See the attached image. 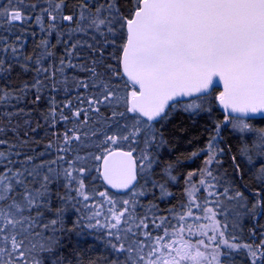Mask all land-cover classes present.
I'll return each mask as SVG.
<instances>
[{"label":"snow or ice","instance_id":"snow-or-ice-1","mask_svg":"<svg viewBox=\"0 0 264 264\" xmlns=\"http://www.w3.org/2000/svg\"><path fill=\"white\" fill-rule=\"evenodd\" d=\"M30 21L38 51L0 36V79L24 77L0 87L14 109L0 113V264H84L80 242L93 235L106 251L87 264H264V0L0 6L9 28ZM178 114H206L207 142L162 161ZM44 127L46 141L30 135ZM92 171L104 190L85 183Z\"/></svg>","mask_w":264,"mask_h":264},{"label":"trees","instance_id":"trees-1","mask_svg":"<svg viewBox=\"0 0 264 264\" xmlns=\"http://www.w3.org/2000/svg\"><path fill=\"white\" fill-rule=\"evenodd\" d=\"M13 2H15V0H13ZM25 2L26 3H39L40 0H25ZM0 6L7 7L8 0H0ZM28 11L31 12V9H28ZM32 14L35 15L36 13H32ZM42 35L43 34L40 32L39 26L36 25L34 21L26 22L22 25L16 24L10 28L8 25L2 24V22H0V36L6 37L9 40V42L15 41L17 36L22 37L23 42H24L23 50L25 54H31L34 51H38L36 49V44L39 42ZM76 38L91 42L90 37L84 34H78L77 37H74V39ZM52 41L53 43L55 42V36L52 37ZM62 47L63 46H60L56 49L58 55L62 51ZM78 51L81 53L82 60L86 59L87 56L89 55L87 48H81ZM74 74L81 76V77L86 76V73L75 72L72 69L68 70L69 76L74 75ZM23 78H24L23 74H20V70L19 68H17L16 71L12 74L11 80H8L7 77H5L4 79H0V87L5 86V85H7L8 87H15L20 83V81ZM69 95L74 98L76 96V93L73 91V92H70ZM64 98L65 97L63 93H61L60 96L58 97V99H64ZM73 102L75 103V99H73ZM28 107H31V105H29ZM43 107L44 106L41 105V108ZM12 110L14 109H11V108L6 109L3 106H0V113L4 111H12ZM23 119H24L23 117L15 118L13 120V124L16 123V120H20L22 123ZM31 119L34 122L39 119V117L36 114V111H33ZM194 122H195V118L194 119L180 118L173 122L172 126L166 133V135L169 138V144L167 147L162 149L160 152V157L162 161L174 160L176 159L177 156H180L181 154H188L196 150L197 148H202L206 144L207 137L209 135L206 129H210L208 128L210 123L208 122H206L205 124L202 123L203 124L202 126L200 124L194 125ZM253 122L255 123L256 121H253ZM0 123L6 124V121L3 119V117H0ZM258 126H264V125H258ZM28 131L29 129L27 127L21 128L20 138H23V134ZM46 131H47V128L44 127L34 134L30 133V135H34L35 137L46 141L47 139V137H45ZM223 136H224L225 143H230L233 145V154H234V146L237 143L234 136L231 134L230 131H225L223 133ZM4 138L8 139L9 141H15L17 139V137L11 131H9L7 133V136ZM223 146L224 144H221V147ZM30 147H36V146L31 145ZM37 150H42V149H37ZM48 158H51V157H48ZM201 163H202V160L200 158H197L195 161L186 162L182 170L187 171V170L198 168L201 165ZM225 168L229 173H231V168L228 167L227 158H226ZM89 176L95 178V179H90V180L85 181V183L88 184L90 188L94 187L96 191L104 190L106 185H104L102 180L99 179V176L95 171L90 172ZM172 190L176 193L177 198L176 200L171 201V204H161L160 207L162 210H166L167 207L177 204L178 201L183 198L180 195L181 190H182V185L178 187H174ZM109 192L112 195H117V193L111 191L110 189H109ZM146 202L147 201L145 200V203ZM247 226L250 227L251 225H247ZM95 235H99V233H96ZM242 238L244 240L248 239L247 231H245L242 234ZM76 239H77L76 237H73V241H75ZM105 251L106 250L104 248L103 241L95 239L94 235L88 236L86 240H81L80 242V253L82 255L84 264H87L88 260L90 259L101 258L102 255L105 253ZM235 259L237 261V264H241V262L243 261V257L239 255H237Z\"/></svg>","mask_w":264,"mask_h":264},{"label":"flooded vegetation","instance_id":"flooded-vegetation-1","mask_svg":"<svg viewBox=\"0 0 264 264\" xmlns=\"http://www.w3.org/2000/svg\"><path fill=\"white\" fill-rule=\"evenodd\" d=\"M219 91H221V89L220 88H218V87H216L215 88V92L216 93H218ZM216 112H217V117H219V115H220V109H219V106H217V108H216ZM180 118H189V116L187 115V114H178V115H176L175 116V118L167 125V131L170 129V127L172 126V124H173V122L175 121V120H178V119H180ZM195 118V122H194V125H196V124H200V125H202L203 126V124H205L206 122H208V123H210L209 121H210V118L205 114V115H201V116H196V117H194ZM194 118H192V119H194ZM190 119V118H189ZM203 123V124H202ZM208 128H211V125L209 124V127ZM167 131H166V133H167Z\"/></svg>","mask_w":264,"mask_h":264},{"label":"water","instance_id":"water-1","mask_svg":"<svg viewBox=\"0 0 264 264\" xmlns=\"http://www.w3.org/2000/svg\"><path fill=\"white\" fill-rule=\"evenodd\" d=\"M218 88H220L221 90H223V85H222V82L220 83V85L219 86H217ZM257 119H259V118H257ZM107 187V186H106ZM111 191H113V192H115V190H112V189H110ZM116 193V192H115Z\"/></svg>","mask_w":264,"mask_h":264}]
</instances>
